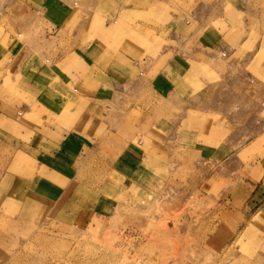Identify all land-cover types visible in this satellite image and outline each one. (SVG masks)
<instances>
[{
	"label": "crops",
	"instance_id": "0c3cea01",
	"mask_svg": "<svg viewBox=\"0 0 264 264\" xmlns=\"http://www.w3.org/2000/svg\"><path fill=\"white\" fill-rule=\"evenodd\" d=\"M20 3L25 27L39 17L48 43L40 39V46H29L14 36L13 43L0 42V86L8 75L10 83L26 81L20 91L25 100L11 92L0 94V151L10 150L12 163H33L24 178L13 173L9 179L31 183L24 194L35 198L41 212L54 210L47 204L63 203L61 212L66 201L79 196L77 182L88 163L96 166L97 156L117 164L124 181L132 179L144 167L151 136L166 138L162 147L168 157L184 148L204 164H238L235 146L222 143L226 125L236 123L235 95L247 98L253 118L237 132L256 138L263 131L257 118L264 116V59L256 63L264 33L253 34L251 25L263 18L257 7L261 0H81V10L73 0ZM245 43L248 50L242 52ZM244 67L258 68L262 80L246 72L238 77ZM56 84L73 95L50 101L46 94ZM73 100L76 107L66 110ZM34 105L61 120L24 124ZM162 106L172 108L166 113L170 120L158 119ZM138 108L154 119L153 130L126 141L131 130L127 117ZM177 108L184 115L172 119L180 116ZM82 219L85 226L91 224L84 216L78 222Z\"/></svg>",
	"mask_w": 264,
	"mask_h": 264
},
{
	"label": "rangeland",
	"instance_id": "374dc122",
	"mask_svg": "<svg viewBox=\"0 0 264 264\" xmlns=\"http://www.w3.org/2000/svg\"><path fill=\"white\" fill-rule=\"evenodd\" d=\"M73 1L81 10V0ZM261 1L257 7L263 18L252 22L253 34L264 33ZM23 7L20 0H0V42L13 43L10 37L14 36L18 43L46 45L42 21L34 17L25 27L20 14ZM40 39L43 41L39 43ZM259 39L262 52L258 66L264 59V36ZM241 50H248L246 43ZM259 71L244 67L237 74L262 80ZM1 76L4 73L0 68ZM57 84L46 94L50 101L73 95ZM24 85L23 79L10 83L8 75L0 94L11 92L25 100V92L20 93ZM77 102L71 101L66 110L76 107ZM261 102L263 106L264 100ZM232 103L236 123L226 125L222 143L235 146L238 164H204L196 152L184 148L168 157L162 147L166 138L151 136L144 143L148 154L144 167L132 179L124 181L117 164L108 165L97 156L96 166L88 163L82 181L77 182L81 185L79 196L66 201L61 212L63 203L47 204V208L55 206L54 210L41 212L35 198L24 194L31 183L9 179L13 173L24 178L23 172L35 167L30 160L25 165L12 163L10 150H1L0 264H264V129L256 138L254 133L237 132L253 118L248 115L246 97L238 100L235 95ZM162 108L158 119L170 120L166 113L172 108ZM45 110L34 105L21 122L50 125L61 120L58 114ZM175 112L180 116L172 119L184 115L183 108ZM44 114L48 115L45 121ZM257 119L258 124H264L263 115ZM144 120L148 123L139 130ZM153 120L140 108L132 111L127 117L126 125L131 130L126 141L139 131H152ZM119 153L120 149L115 155ZM31 198L32 204H26ZM79 209L84 213H77ZM80 216L87 217L91 224L85 226L84 219L78 222ZM74 221L79 228L73 226Z\"/></svg>",
	"mask_w": 264,
	"mask_h": 264
}]
</instances>
